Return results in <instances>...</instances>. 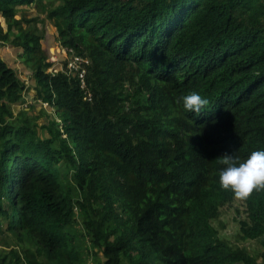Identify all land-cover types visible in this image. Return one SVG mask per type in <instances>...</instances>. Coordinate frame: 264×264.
<instances>
[{
  "label": "trees",
  "instance_id": "obj_1",
  "mask_svg": "<svg viewBox=\"0 0 264 264\" xmlns=\"http://www.w3.org/2000/svg\"><path fill=\"white\" fill-rule=\"evenodd\" d=\"M32 1L0 0V14ZM35 1L86 61L47 71L56 59L40 60L38 37L19 43L35 99L60 119L46 138L9 121L25 83L0 58V224L35 247L0 264H84L75 203L103 264H263L212 219L239 198L220 185L223 154L264 149V0ZM191 91L209 101L201 113L183 108ZM239 199L243 239L264 245V188Z\"/></svg>",
  "mask_w": 264,
  "mask_h": 264
},
{
  "label": "rangeland",
  "instance_id": "obj_2",
  "mask_svg": "<svg viewBox=\"0 0 264 264\" xmlns=\"http://www.w3.org/2000/svg\"><path fill=\"white\" fill-rule=\"evenodd\" d=\"M59 4L60 2L57 1L56 5ZM47 9L49 8H46L45 2L33 0L30 3L16 6L15 15L11 19L6 20L0 14V25L8 33V38L0 41V58L4 59L25 83L21 101L10 106L12 117L9 121L16 127L25 123L37 131V136L46 138L50 137L48 125L53 121V129L58 128L57 123L60 119L58 117L55 118V109L53 107L35 99L36 83L33 76V62L23 48L19 46V43H22V39L27 35L37 36L40 46V60H45L52 56L62 63L68 61V65L69 62H73L71 68L78 67L77 70H79L80 66L79 62L75 63L76 57L71 52V49H66L58 38L53 20L47 16ZM59 61H55L51 67H48L47 71H54L55 68L59 70V67L63 68ZM58 165L61 183L72 190V196L75 201L82 199L85 191H80L73 185L71 171L62 166V163ZM75 209L76 219L68 228V231L74 236L75 247L81 251L84 264H103L100 246L94 244L85 229L83 210L77 203H75ZM245 213L244 202L239 198H234L219 208V213L212 219V223L232 245L246 249L249 254L264 264V245L261 241L259 239H243L240 220L245 219ZM34 249L33 244L19 240L7 231L5 223L1 222L0 259L4 255L8 257L11 251L24 258L26 250Z\"/></svg>",
  "mask_w": 264,
  "mask_h": 264
},
{
  "label": "clouds",
  "instance_id": "obj_3",
  "mask_svg": "<svg viewBox=\"0 0 264 264\" xmlns=\"http://www.w3.org/2000/svg\"><path fill=\"white\" fill-rule=\"evenodd\" d=\"M56 61L59 60L56 59ZM59 62L61 63V61ZM66 67L68 68V62ZM59 70L65 71L66 69L59 67ZM181 99L185 110L197 114L201 113L202 109L209 104L208 99L198 91H191ZM42 103L47 104V102ZM221 162L224 167L219 171L220 185L225 189H231L237 197L246 198L253 189L264 188V149L254 150L244 159L234 155L233 152H226L223 154ZM261 238L264 239V233Z\"/></svg>",
  "mask_w": 264,
  "mask_h": 264
},
{
  "label": "built area",
  "instance_id": "obj_4",
  "mask_svg": "<svg viewBox=\"0 0 264 264\" xmlns=\"http://www.w3.org/2000/svg\"><path fill=\"white\" fill-rule=\"evenodd\" d=\"M75 57H76V58H75V63H76V62H79V63H80L82 59H81L80 57H78V56H75ZM72 63H73V62H69V65H68L69 70L77 69L78 67H77V68H71V64H72ZM56 70H57V69L55 68L54 71H56ZM79 73H80V76L82 77V70H81Z\"/></svg>",
  "mask_w": 264,
  "mask_h": 264
}]
</instances>
